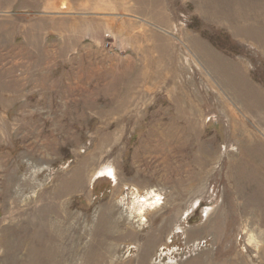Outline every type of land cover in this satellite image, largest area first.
I'll list each match as a JSON object with an SVG mask.
<instances>
[{"label": "rangeland", "instance_id": "1", "mask_svg": "<svg viewBox=\"0 0 264 264\" xmlns=\"http://www.w3.org/2000/svg\"><path fill=\"white\" fill-rule=\"evenodd\" d=\"M264 264V0H0V264Z\"/></svg>", "mask_w": 264, "mask_h": 264}, {"label": "bare ground", "instance_id": "2", "mask_svg": "<svg viewBox=\"0 0 264 264\" xmlns=\"http://www.w3.org/2000/svg\"><path fill=\"white\" fill-rule=\"evenodd\" d=\"M227 264H235V261L229 260Z\"/></svg>", "mask_w": 264, "mask_h": 264}]
</instances>
